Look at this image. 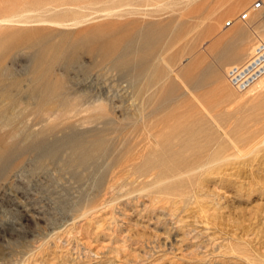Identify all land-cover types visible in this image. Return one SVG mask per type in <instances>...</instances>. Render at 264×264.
I'll return each instance as SVG.
<instances>
[{"label":"rangeland","instance_id":"rangeland-1","mask_svg":"<svg viewBox=\"0 0 264 264\" xmlns=\"http://www.w3.org/2000/svg\"><path fill=\"white\" fill-rule=\"evenodd\" d=\"M254 1L0 0V264H264Z\"/></svg>","mask_w":264,"mask_h":264},{"label":"built area","instance_id":"built-area-1","mask_svg":"<svg viewBox=\"0 0 264 264\" xmlns=\"http://www.w3.org/2000/svg\"><path fill=\"white\" fill-rule=\"evenodd\" d=\"M264 8V0H255L236 17L226 20L223 28H230L237 21L246 22L250 13ZM226 79L237 93H245L264 77V42L257 40L249 56L239 64H232L226 69Z\"/></svg>","mask_w":264,"mask_h":264},{"label":"bare ground","instance_id":"bare-ground-1","mask_svg":"<svg viewBox=\"0 0 264 264\" xmlns=\"http://www.w3.org/2000/svg\"><path fill=\"white\" fill-rule=\"evenodd\" d=\"M232 27V26H231ZM230 27V28H231ZM225 29H229V28H225ZM161 32V31H160ZM160 34V33H159ZM159 37V36H158ZM145 38V37H144ZM151 38V36H150ZM145 39H143V42H144ZM154 40V39H153ZM146 42V41H145ZM144 42V43H145ZM151 43V42H150ZM148 45V44H147ZM112 51V50H111ZM250 54V53H249ZM108 55V54H107ZM249 56V55H248ZM247 56V57H248ZM241 58L240 56H234L233 59L237 60ZM245 60V59H244ZM243 60V61H244ZM242 61V62H243ZM240 62V63H242ZM239 64V63H238ZM2 68V67H1ZM2 70V69H1ZM227 80V79H226ZM228 83V81H227ZM229 85V83H228ZM230 86V85H229ZM264 86V77L261 78L254 86H252L248 91H246L245 93H252L256 90H260L262 87ZM231 87V86H230ZM264 88V87H263ZM262 88V89H263ZM257 92V91H256ZM253 94V93H252ZM17 98V97H16ZM48 101V99H46V102ZM64 101V100H63ZM50 102V101H49ZM48 102V103H49ZM62 103V102H60ZM64 103V102H63ZM66 105V103H65ZM68 105V104H67ZM13 108H12V107ZM21 104L19 101H16L15 98L13 97L12 93L10 92L9 88L6 86L5 82H4V78L1 77V74H0V131L1 130H4L6 128L9 127L10 125V122L11 120L15 119L16 118H19L22 114V110L21 109ZM10 107L13 109L12 111H10ZM53 108V107H52ZM52 108H48V109H45L43 111H45V113L43 114H46V118H50L52 117L56 111H54V109ZM142 110V109H141ZM47 120V119H46ZM50 121V120H49ZM45 122V121H44ZM48 122V120H47ZM11 127V126H10ZM17 130L15 129V131H12V132H8V131H5V133L3 134L4 136H8L10 138L12 137H15L16 136V132ZM190 133V132H189ZM192 135V134H191ZM2 136V135H1ZM3 138V137H2ZM9 138V139H10ZM69 143V142H68ZM78 144V143H77ZM98 144V143H97ZM100 144V143H99ZM66 145V144H65ZM5 146V145H4ZM75 148V147H74ZM4 150V149H3ZM1 152V151H0ZM1 155V154H0ZM79 155V154H78ZM2 158V157H1ZM1 160V159H0ZM160 163V162H159ZM163 163V162H162Z\"/></svg>","mask_w":264,"mask_h":264},{"label":"crops","instance_id":"crops-1","mask_svg":"<svg viewBox=\"0 0 264 264\" xmlns=\"http://www.w3.org/2000/svg\"><path fill=\"white\" fill-rule=\"evenodd\" d=\"M235 24V23H234ZM231 61V60H230Z\"/></svg>","mask_w":264,"mask_h":264}]
</instances>
